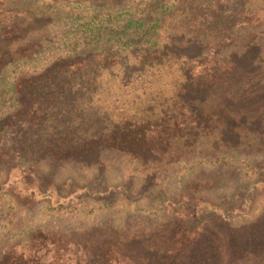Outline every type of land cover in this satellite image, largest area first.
Segmentation results:
<instances>
[{"label": "trees", "instance_id": "obj_1", "mask_svg": "<svg viewBox=\"0 0 264 264\" xmlns=\"http://www.w3.org/2000/svg\"><path fill=\"white\" fill-rule=\"evenodd\" d=\"M68 1L74 6L81 4V0ZM86 1L83 3L86 11L89 6L92 9L88 10L90 15L81 13L76 21L79 23L78 34L87 39L88 45L108 42L113 50L111 57L61 59L41 73L18 79L10 97L13 110L0 120V166L12 162L11 169L22 174L6 185L9 194L23 205L33 206L43 200L48 203L56 200L54 205L58 209L63 205L62 196L50 186L53 183H44L42 177L32 179L37 173L35 166L43 162H74L78 158L93 156L106 149V145L134 157H142L158 150L161 152L173 142L195 144L200 133L201 136L211 135L220 127H224L219 131L221 136L230 128L231 132L241 130L243 134L246 127L260 120L258 116H264V104H255L260 98L258 92L264 91V87L255 90L245 86L248 80H257L250 76L263 73L254 69L253 59L262 57L264 47V20L254 16L264 12V2L262 10L253 9L246 13L241 24L246 25L247 30L259 32L243 36L234 45L237 49L214 56L213 61L217 65L205 68L202 66L206 65L204 61L208 59L209 52L202 45L204 36L199 34L204 30L229 31L232 22L241 19L238 12L245 6L242 0H214V5L202 0H183L178 13L171 15L170 8L149 4L150 11L154 12L152 20L104 11L105 8H119L125 0ZM39 2L33 0L23 12H16L9 6V0H0V41L11 38L22 29V26L18 28L22 21L18 24L15 17L24 14L35 21L39 13H31L29 9ZM69 4L66 7H70ZM183 11V26L170 27L169 21ZM129 29L133 33L127 35ZM260 35L263 39L259 38ZM189 48H192L191 52H187ZM5 55L0 49V73L10 66ZM173 70L176 74H172ZM223 72L231 84L230 88L219 85L213 88L212 93L210 85ZM165 74L170 75V80H163L161 86L152 88L154 80ZM133 93L146 96L150 103L168 94L173 103L176 100L181 108L187 106L193 111V121L204 124L205 128L201 132L186 128L184 133H178V128H172L176 118L164 113L159 114L162 117L160 121L131 117L119 124L112 118L114 108L111 113L108 108ZM225 104L231 106V113L227 112ZM148 107L152 108V105ZM230 114L231 121L244 119L243 124L240 125L238 120L235 121L236 126H232ZM213 118L222 121L218 129L207 127ZM44 184L47 187L43 192L40 188ZM113 193H118L117 189ZM94 194L103 198L109 195L107 192ZM37 197L41 200L38 201ZM106 203L109 204L110 200ZM185 212L183 225L186 229L179 235V245L172 252L162 250L160 254L154 240L141 245L113 231L95 229L91 237L86 235V241L80 242L37 230L27 243L14 244L6 250L0 256V264H219L223 260L226 264L247 261L249 264H264V226L252 227L249 225L251 222L230 225L231 221H228L225 229L217 221L226 222L224 218L229 214L215 209L208 213L216 220L205 223L206 218L202 227L199 221L204 212H192L190 207ZM192 219H197L198 223H192ZM103 234L112 237H104ZM214 238L223 243L224 255L220 258L214 256L211 241L207 240ZM168 254L174 255L170 257Z\"/></svg>", "mask_w": 264, "mask_h": 264}, {"label": "rangeland", "instance_id": "obj_2", "mask_svg": "<svg viewBox=\"0 0 264 264\" xmlns=\"http://www.w3.org/2000/svg\"><path fill=\"white\" fill-rule=\"evenodd\" d=\"M9 1V6L16 12H23L33 0ZM85 1L81 0V4L74 6L69 4L68 0H40L36 6L29 9L31 13L36 11L39 13L35 21L24 14V17H15V22L22 21L18 28L22 26L24 30H18L11 38L0 41L1 52L7 54L4 58L10 63V66L0 73L2 98L0 120L13 110L11 106L13 100L10 97L18 79L41 73L61 59L73 57L101 59L103 55L111 57L113 50L108 42L88 45L87 39L78 34L79 23L76 21L79 20L81 13L90 15L88 10L92 9L89 6L86 11L83 4ZM182 1L125 0L119 8H105L104 11L112 14L126 13L129 18L152 20L154 12L150 11L152 8L149 4L170 8L171 15L174 12L178 13L177 9L181 7ZM202 1L214 5V0ZM242 2L245 6L241 5L244 8H240L238 12L241 19L233 21L227 33L222 30H204L199 34L204 36L202 45L209 52L208 59L204 61L207 63L202 67L217 65L213 61L214 56L228 54L237 49L234 45L240 42L243 36L259 32L247 30L246 25L241 24L246 13L252 12L253 9H263L264 0ZM67 4L70 7H66ZM184 14L183 11L174 19L170 18L169 20L173 21H169V26L181 28L182 21L185 20ZM254 16L264 20V12ZM262 21L260 24L263 26ZM132 33L131 29L127 31V35ZM259 38L263 39V36L260 35ZM191 47L194 48L193 45ZM192 48L187 52H191ZM261 52L262 57H257L253 61L254 69L263 73L250 76L259 81L248 80L247 85L244 83L247 88L260 90L264 87L263 46ZM75 60L79 61L78 58ZM173 71L172 74H176V71ZM196 71L200 70L196 68ZM224 73L214 79L219 84L213 81L210 85L212 93L213 88L219 85L230 88L231 84ZM170 78L169 74L162 75L155 79L151 86L157 88L161 86L163 80ZM258 93L260 98L255 104L262 105L264 91ZM136 95L137 93L129 94L124 101L121 99L115 106L108 108L109 113L114 108L115 115L112 118L119 124L131 117L160 121L162 117L159 114L164 113L169 114L170 118H176L172 128H178V133H184L186 128L196 129L198 132L205 128L204 124L193 121L195 118L193 111L187 109V106L181 108L176 100V103H173L172 97L168 94L153 100L157 101L154 104L148 102L146 96ZM148 105H152V108ZM225 106L227 112L231 113V106L228 104ZM223 117L225 118V114ZM258 117L260 120L246 127L242 131L243 134L241 130L231 132L230 128L224 131L223 136L219 134V131L224 130V127H220L222 121L213 118L207 127H213L212 129L220 127L214 134L207 137L201 136L200 133L195 144L173 142L161 152L158 150L142 157H134L106 145V149L97 151L93 156L78 158L74 162L64 164L43 162L36 165L37 173L33 174L32 179L42 177L44 183L54 184L50 186L64 199L59 209L55 208L56 200L50 203L43 200L33 206L19 203L9 194L6 184L20 178L22 174L11 169L12 162L0 166V256L14 244L27 243L31 234L37 230L57 233L67 240L80 242L86 241V235L91 237V232L93 233L95 229L101 232L113 231L141 245L154 240L161 250L160 254L162 250L172 252L179 245V235L186 229L183 223L187 207H190L192 212L197 210L199 213H205L199 221L202 227L205 223L216 220L208 213L215 209L222 213L228 212L230 217L224 218L226 222L217 221L225 229L228 228V221H231L230 225L251 222L249 225L252 227L264 226V116ZM229 120L234 127L237 123L235 121L240 120V125L244 122V119L231 121V114ZM47 185H42L40 190L44 192ZM115 189L118 193H113ZM94 192H107L109 195L106 198L93 196L96 195ZM37 200L41 198L37 197ZM109 200L110 203L107 204ZM191 222L198 223V220L192 219ZM69 234L72 236H68ZM224 237L226 238V235ZM113 238L116 239L115 236ZM207 240L211 241L214 256L222 257L224 255L222 241L215 238ZM168 255L173 257L174 254ZM247 262L239 264L250 263ZM219 264H226L225 260Z\"/></svg>", "mask_w": 264, "mask_h": 264}]
</instances>
